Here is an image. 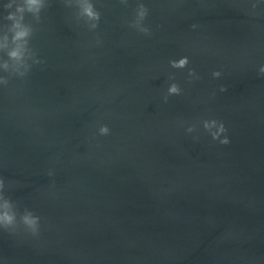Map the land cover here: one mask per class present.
Listing matches in <instances>:
<instances>
[{
  "label": "water",
  "instance_id": "water-1",
  "mask_svg": "<svg viewBox=\"0 0 264 264\" xmlns=\"http://www.w3.org/2000/svg\"><path fill=\"white\" fill-rule=\"evenodd\" d=\"M93 3L94 30L64 0L26 16L43 63L0 85V191L40 217L0 264H264V0Z\"/></svg>",
  "mask_w": 264,
  "mask_h": 264
},
{
  "label": "clouds",
  "instance_id": "clouds-1",
  "mask_svg": "<svg viewBox=\"0 0 264 264\" xmlns=\"http://www.w3.org/2000/svg\"><path fill=\"white\" fill-rule=\"evenodd\" d=\"M120 2L127 4V0H120ZM64 4L66 7H74L76 9L75 19L77 22L83 21L89 30H94L98 27L101 14L93 0H64ZM14 6V11H7L13 9ZM45 7H47V0H9L3 5L6 10V15L3 19L10 22V24L5 25L7 31L3 36H0V72L7 74L0 75V85L7 86L12 77H25L33 65L43 63L42 60L36 58V52L30 45L35 28L31 22L26 20V16H30L32 21L39 23L40 13ZM147 13V7L143 3H138L134 12V19L129 22V27L148 35L149 29L143 26L142 23ZM192 27H195V25ZM188 62V57L184 56L177 60H170L169 65L174 69H183L188 65ZM259 72L264 74V65L260 66ZM188 75L190 77L194 75L192 69H189ZM220 75L219 71L212 72L213 78H217ZM220 90L225 91L223 87ZM180 92V87L174 82L167 88L168 95H179ZM165 101H167V97H165ZM202 125L213 140L218 139L222 133L226 132L223 122H218L215 119L204 120ZM98 131L100 135H107L109 128L106 125H101ZM187 131L192 132L193 127H189ZM219 142L226 145L229 140L227 136H224ZM51 174L50 172L49 175ZM3 188L4 182L0 180V190ZM0 229L10 233L23 230L35 237L39 234L40 217L28 208H24L22 212L18 213L16 204L0 191Z\"/></svg>",
  "mask_w": 264,
  "mask_h": 264
}]
</instances>
